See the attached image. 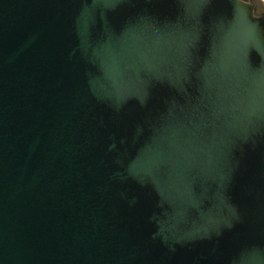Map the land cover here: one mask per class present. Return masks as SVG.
<instances>
[{
	"label": "water",
	"instance_id": "obj_1",
	"mask_svg": "<svg viewBox=\"0 0 264 264\" xmlns=\"http://www.w3.org/2000/svg\"><path fill=\"white\" fill-rule=\"evenodd\" d=\"M0 264H264V15L0 0Z\"/></svg>",
	"mask_w": 264,
	"mask_h": 264
},
{
	"label": "flooded vegetation",
	"instance_id": "obj_2",
	"mask_svg": "<svg viewBox=\"0 0 264 264\" xmlns=\"http://www.w3.org/2000/svg\"><path fill=\"white\" fill-rule=\"evenodd\" d=\"M253 5V14L256 17L264 15V0H244Z\"/></svg>",
	"mask_w": 264,
	"mask_h": 264
}]
</instances>
